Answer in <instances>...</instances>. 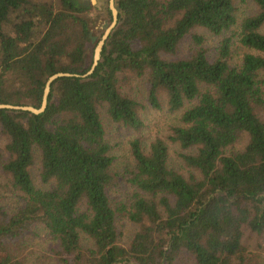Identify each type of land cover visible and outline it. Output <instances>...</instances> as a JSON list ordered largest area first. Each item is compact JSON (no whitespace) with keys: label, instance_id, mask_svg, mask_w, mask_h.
<instances>
[{"label":"trees","instance_id":"16d2710c","mask_svg":"<svg viewBox=\"0 0 264 264\" xmlns=\"http://www.w3.org/2000/svg\"><path fill=\"white\" fill-rule=\"evenodd\" d=\"M242 4L249 9L238 22ZM114 5L117 24L91 75L54 81L39 115L0 110L1 188L16 199L9 208L0 195V264H176L183 254L195 264H250L243 229L264 232V0ZM95 9L79 0H0V105L39 109L51 75L90 69ZM195 29L232 35L212 59ZM187 38L193 47L180 57ZM233 40L249 53L231 64ZM130 77L146 79L153 108L163 94L179 114L167 141L185 151L190 173L171 167L162 139L146 150L133 139L124 193L112 199L115 159L99 109L115 124L143 128L137 101L123 92ZM241 138L244 147L233 150ZM36 161L43 188L30 173ZM120 220L135 226L125 246ZM42 235L52 246L40 253Z\"/></svg>","mask_w":264,"mask_h":264},{"label":"rangeland","instance_id":"374dc122","mask_svg":"<svg viewBox=\"0 0 264 264\" xmlns=\"http://www.w3.org/2000/svg\"><path fill=\"white\" fill-rule=\"evenodd\" d=\"M86 0H82L85 2ZM90 4L96 7L95 11L92 12L97 18L96 28L94 30L95 35V42L88 46L87 50V58L91 57L93 59L94 49L103 36L104 23L110 24L107 19V10L108 4L105 0H89ZM107 4V6H106ZM249 8L246 5H238V14L237 19L238 22L242 19L243 12H246ZM233 31H236L234 29ZM262 33H264V27L261 29ZM193 34H197L202 36L204 39V48L209 53L212 59L217 53L218 47L220 46V42L223 38L230 37L232 32H228L223 36H213L207 31L203 29H195ZM191 41L187 38L183 44L181 45L178 56L185 57L189 53V49L192 48ZM249 53L246 49H243L236 40H233V44L231 47V58L230 63L234 64L240 61L241 57L245 54ZM128 82L123 85V92L125 94H129L134 100L137 101L139 108H138V115L140 120L143 123V128L139 132H134L130 129L123 127L121 124H115L110 121L108 116L105 114L102 108L99 109V114L101 118V122L105 129L106 133V140L111 147V156L114 157V171L117 173L116 179V186L114 187L112 199L120 198L121 193H124V187H126V183L123 181V175L125 167L131 166L132 159L129 152V143L133 139H138L143 147L144 150L148 148L150 142L154 139H162L163 141L168 144V153H169V160L171 167L176 171L179 172L184 177H187L190 171L182 164L180 160L181 154H184L185 151L181 150L175 144H171L167 141V136L170 133V128L178 124V113H170L167 110L166 100L163 94L159 95V105L160 108L155 109L153 108L148 102V84L145 78H134L130 77L127 80ZM246 138H241L239 142L234 146L233 150H240L244 147L246 143ZM232 150V151H233ZM38 169L39 163L38 161L30 169V173L32 176V180L34 185L37 188H43L40 184L39 177H38ZM4 181H0V195L3 199L4 205L9 208L13 207V203L16 201L12 197L10 193H5L4 190L1 188L3 186ZM119 231L121 232V239L120 244L125 246L133 236L135 231V226L127 222L126 220H120L118 224ZM243 239L242 245L244 247V260L250 264H261L264 262V232L260 235L255 233H251L247 228L243 229ZM41 235V234H40ZM44 235L36 240V248L38 252L42 253L47 252V248L52 246L47 240L45 241ZM84 247L90 246V244L83 240ZM176 264H195L193 259L183 254L176 260Z\"/></svg>","mask_w":264,"mask_h":264},{"label":"water","instance_id":"95a60500","mask_svg":"<svg viewBox=\"0 0 264 264\" xmlns=\"http://www.w3.org/2000/svg\"><path fill=\"white\" fill-rule=\"evenodd\" d=\"M90 4L89 0H86L84 2L85 6H88ZM108 9L111 13V23H104L103 25V29H104V33L103 36L101 37V39L99 40V42L97 43L95 49H94V54H93V59H92V65L90 67V69L84 74V75H76V74H69V73H56L51 75L45 82L44 85V90H43V94H42V99H41V104H40V108L39 109H35L34 107L31 106H12V105H0V110H8V111H21V112H27V113H31L34 115H39L42 112H44L46 106H47V97L49 95L50 92V87L51 84L56 81L59 78L62 77H87L89 75H91L95 69V67L98 64V61L100 59V54L103 48V45L105 43V40L107 39V37L109 36L110 32L112 31V29L115 27V25L117 24V18H118V12H119V8L117 6L114 5V0H108ZM91 43H94L96 38L95 37H91Z\"/></svg>","mask_w":264,"mask_h":264},{"label":"flooded vegetation","instance_id":"af4514ba","mask_svg":"<svg viewBox=\"0 0 264 264\" xmlns=\"http://www.w3.org/2000/svg\"><path fill=\"white\" fill-rule=\"evenodd\" d=\"M82 0H79V2H81Z\"/></svg>","mask_w":264,"mask_h":264}]
</instances>
